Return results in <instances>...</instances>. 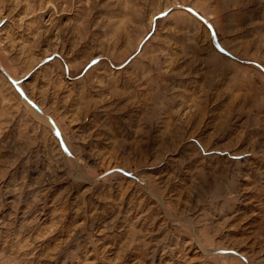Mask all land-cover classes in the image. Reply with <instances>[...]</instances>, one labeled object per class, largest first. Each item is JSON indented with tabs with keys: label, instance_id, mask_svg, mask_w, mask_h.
<instances>
[{
	"label": "rangeland",
	"instance_id": "obj_1",
	"mask_svg": "<svg viewBox=\"0 0 264 264\" xmlns=\"http://www.w3.org/2000/svg\"><path fill=\"white\" fill-rule=\"evenodd\" d=\"M0 264H264V0H0Z\"/></svg>",
	"mask_w": 264,
	"mask_h": 264
}]
</instances>
